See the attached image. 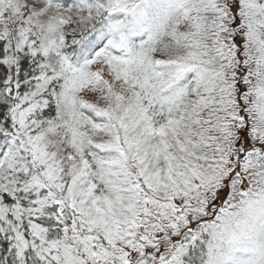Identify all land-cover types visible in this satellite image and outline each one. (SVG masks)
Here are the masks:
<instances>
[{
	"label": "snow or ice",
	"instance_id": "1",
	"mask_svg": "<svg viewBox=\"0 0 264 264\" xmlns=\"http://www.w3.org/2000/svg\"><path fill=\"white\" fill-rule=\"evenodd\" d=\"M0 264H264V0H0Z\"/></svg>",
	"mask_w": 264,
	"mask_h": 264
}]
</instances>
